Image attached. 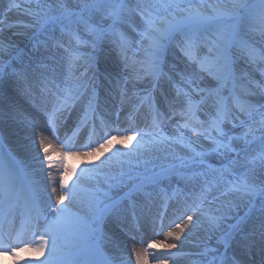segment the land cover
Returning a JSON list of instances; mask_svg holds the SVG:
<instances>
[{
    "label": "snow or ice",
    "instance_id": "6c2138e0",
    "mask_svg": "<svg viewBox=\"0 0 264 264\" xmlns=\"http://www.w3.org/2000/svg\"><path fill=\"white\" fill-rule=\"evenodd\" d=\"M13 7L19 8V5L15 0H10L8 11ZM133 13L140 17L142 28L132 26ZM27 14L32 17V23L25 24L24 27L43 31L49 26H59L63 32L78 30L82 26L91 37V40H82L76 31H70L78 44L90 47L92 51L81 53L65 48V52L69 54V62L68 73L63 79L56 78L54 67L51 75L41 73L37 85L40 94L52 98L51 109L44 110L51 133L56 135L58 117L70 111L77 101L87 100L82 122H86L88 113L94 111L93 81L97 60L95 53L99 42L110 39L119 48L124 67L130 70L129 79L145 85L143 94L133 92L139 101L134 111L146 107L150 117L147 127L137 131L141 137L137 148L132 152L119 154L128 158L120 162L119 175L123 177L125 174L124 164L131 168L134 164L138 165L143 161L147 165L149 160L145 158L144 153L165 151L174 144L189 148L194 153L188 162L180 158V167H187L188 164L203 165L204 153L193 149V142L190 139L186 140L180 130L187 129L193 135L203 137L215 145L213 151L227 157V162L213 170L215 176L212 180L207 178L206 170L199 173L204 177V187L189 206L193 213L199 215L194 221L193 215L187 210L180 212L168 225L169 228L174 225L178 231H167V237L172 241H180L185 226L191 225V228L201 226V215L205 217L204 223L207 224L208 232L218 229L226 219L235 218L236 223L228 225L229 230L217 237V243L224 246V251L212 248L205 242L198 253L202 258L199 264H229L227 249L237 237H240L245 247L251 250L255 243L253 237L258 234L262 241L261 251L264 253V105L258 108L245 98L249 93L247 89H243L240 83L242 78L235 70L239 57L252 64L264 61V0H257L251 5L244 3L243 0H214L213 3H205L201 0L199 5L186 4L185 0H137L135 5H129L126 0H76L75 8H69L61 2L47 5L46 10L35 12L29 10ZM106 21L110 23L105 27ZM123 25L131 27L138 39L135 41L129 39L120 30V26ZM0 26H7L4 19H0ZM257 35L261 38L259 42L254 39ZM133 43L136 45L135 48ZM39 46L38 42L34 48ZM56 46L63 47L61 44ZM9 47L0 45V56L10 55L16 59L17 56L9 51ZM44 47L48 48L47 42H44ZM172 47L178 48L194 69L187 77H181L187 87L174 85L175 98L164 97L170 112V115L165 116V113L157 107L154 93L160 80L166 75L163 71L164 60ZM7 63L5 61L4 64H0V75L4 74V66ZM38 67L50 66L40 64ZM80 67H83V71L77 75L76 70ZM90 72L93 73L92 76H89ZM11 75L18 80L25 78L24 71L15 69ZM25 95L31 96L32 89L27 88ZM123 95L127 96V92H123ZM10 114L13 120L24 123L33 132L43 131L36 117L25 116L15 106L11 108ZM176 117L180 119L176 120L173 126L179 134L168 136L163 132V126L166 121L171 122ZM101 124L103 125L104 122L101 121ZM226 124L243 128L242 135L239 137L230 135L224 128ZM117 135L124 140L134 139V136L121 133L118 129L115 135L107 138L106 131L103 143H99V147L94 151H99L105 145L111 146ZM236 139L242 140L246 146L258 140L259 147L257 150L250 147H241L237 150L232 146ZM62 143L70 153L72 151L70 143L68 141ZM33 146L34 159L39 165L36 171L43 174L44 161L49 159L48 155H40L41 150L48 152L45 139L41 138L37 145L33 138ZM84 147L87 149V145ZM230 153L235 155L231 156ZM83 154L92 155L93 151L85 150ZM171 155L174 156V153ZM111 159L106 162L109 166ZM47 167L52 168L53 165L49 163ZM171 167L174 168L175 165ZM166 171L168 170L161 167V173L153 172L151 176H142L141 183L133 185V189L139 191L145 181L154 180ZM101 173L102 168H98L96 174ZM85 175L94 178L93 170L86 169L82 173V176ZM115 178V176H106V179ZM216 188H222L220 195L227 199L223 202L222 209L218 208L213 213H204V202ZM99 191L98 187L85 188L80 180L71 188L61 180L59 191L55 182H52L49 191L48 186L42 184L41 179L35 175L27 185H22L11 160L0 158V254L15 256L17 251L32 250L40 254L47 252V259L42 261V264H95L89 240L91 225L99 218L101 212L100 198L97 195ZM131 192L132 190L129 196ZM82 193H86V198H82ZM42 195L47 197V207L55 213L51 220L40 208ZM65 200L68 201L67 204L64 203ZM21 201L24 202L25 211L17 228L15 220ZM81 202L86 205L87 215L72 211L73 205ZM241 206L247 209L244 216L230 217L229 214ZM253 213L257 214L258 228L253 227L251 232L246 233L241 225H246ZM160 221L156 235L164 231L163 216L160 217ZM41 228L43 230L39 231ZM28 232L31 233L32 241L22 239V236ZM36 238L39 239L38 246L34 243ZM210 239L211 236H208L207 240ZM156 248L170 252L177 248V244L156 240L149 243L142 251L134 249L136 264H147V258L151 254L148 249ZM175 255L171 253V256ZM154 258L158 264H166L170 257L160 255Z\"/></svg>",
    "mask_w": 264,
    "mask_h": 264
},
{
    "label": "bare ground",
    "instance_id": "6f19581e",
    "mask_svg": "<svg viewBox=\"0 0 264 264\" xmlns=\"http://www.w3.org/2000/svg\"><path fill=\"white\" fill-rule=\"evenodd\" d=\"M53 5H56L58 2L53 1ZM197 5V4H195ZM69 8H75L76 3L73 2V0L68 1ZM10 7V0H4L3 4L0 5V14H2V17H5L7 23V26H0L2 28H5L6 30L2 33L0 31V42L12 40L14 42V46L11 49V52L14 53L18 49H22V47L26 44H22V41L25 39V36L27 37L26 41L32 38L36 32H38L36 29L32 27H28V29L18 28L17 25L22 24L23 26L25 24H31L32 23V17L28 15V11H37L35 8L29 9L26 7L15 8L13 7L11 11H8ZM139 18V16H138ZM136 14H132L131 17V23L133 27L136 28H142L143 24L140 18L138 19ZM15 26H13L14 24ZM47 27L44 29L41 33L49 32ZM125 30L127 33V36L129 39L135 41L138 39L137 34H134V31H132V28L125 25ZM24 35V37L20 36ZM56 39H50L48 42L49 45L56 44H62L65 42V40H59L55 41ZM25 41V42H26ZM24 42V43H25ZM23 45V46H22ZM30 52L28 55H20L17 56V64L13 66V69L16 71H24L25 78L22 80H18L16 77L12 76L11 73L8 76H2L0 75V78L3 79L2 85L0 88V103H2V99L4 102V105L0 107V125L1 123V115L5 111V107L8 106V112L10 114V110L13 106H15L16 109L20 110L24 113L27 117H36L37 123L40 125V128L43 130L42 132L40 130H37L33 132V130L29 127H27L24 123L17 122L16 120L12 121V125L9 124L6 128H3L5 133V140L10 144V146L15 150L16 154L19 156V158L22 160V162L25 164L27 172L29 175L30 180L32 179L33 175H35L37 178L41 179L42 184L48 186V190L51 191L52 182H55V186L57 187V190L59 191V182L61 180H65V184L68 188L72 187V184H75L78 180L81 181L82 185H87L91 189L95 188L96 186H102L106 182V180H109V182L104 185L103 194L97 193V195L100 198V209L105 208L106 202H109L111 204L117 202V200L126 195H116L117 192H122V189L125 185H128L130 180L141 176L144 173L151 172V170L167 164V161L175 160L178 158L183 157H190V154L187 153V150L183 148L180 144H174L171 147L167 148L165 151H153L152 153H144V156L147 160H149V163L145 165L143 161H141L138 165H133L131 168L127 165H123L124 169V176L121 177L119 175L121 171V163L124 160L128 159L125 156H120V153H129L132 152L134 149L137 148V145L140 142L141 137L139 135H135L134 139H128L124 140L121 136L117 135L116 140L113 141L111 146L105 145V147L100 148L99 151H93L92 155H84L82 152L74 153V155H69L72 160H74V164L71 165V169H73V172L71 174V177H69L67 174L64 175L62 173L65 169H63L64 165V159L68 157V154H66L61 147H59V143H56L55 136L51 133V130L48 128V125L46 123L47 118L43 119L44 116V110L45 108H48V110L51 109L52 106V98L51 97H45L40 94V89L37 86L39 83V80L41 78V73H45L48 75L52 74V68H55V75L58 80L63 79L67 73H68V62H69V56H67L65 51L60 50L59 48H54L51 51H41V49L44 48V44H40L39 48H34V46H29ZM84 49H86L84 47ZM10 50V49H9ZM105 49H101V52L96 51V65H99L101 68V72L95 75L94 81L101 78L104 79V81L100 82L102 90V96L101 100H107L111 101L110 99L106 98L105 94L111 95L113 98H115V101H112L113 104L110 107V109L107 111L108 115L112 116L113 114H116V111L114 108L118 109L119 106L123 107V114L120 113V118L123 120L120 126H116L113 121H115V118L110 120V123L105 127V130L103 129L102 135L99 137V140L102 136H104L105 132L109 130H113V132L116 134L117 128L126 129L128 131H135L139 129H144L147 127V125L150 123V117L148 115V111H145L143 114H139L138 117H133L134 120L131 119L132 114L134 113V107L136 104L139 103V101L136 99V97L133 95V92H140L142 93V90L144 89L145 85L141 84L138 86L139 88L129 92V95L124 96L122 94V89L120 83L113 78L108 73H105V67L106 65L109 67H119L121 63H123L122 55L120 58L110 57L104 54ZM40 54V55H39ZM38 55V56H37ZM37 56V57H36ZM6 57V60H10V55H4ZM35 59V60H34ZM180 60V61H179ZM29 61V62H28ZM34 61V62H33ZM179 61V62H178ZM49 65V68H41L38 67V65L41 64ZM29 63V64H28ZM101 63V64H100ZM184 65H188V62L186 59L182 56L178 48L172 47L169 49L168 54L166 55L165 59V68L164 71L166 72L167 69H170L172 67H180L183 68ZM22 67V68H20ZM12 68V67H11ZM83 67L78 68L77 75L80 70H82ZM164 72V73H165ZM236 72L238 73V76H240L242 80L248 79L250 80L251 77H249L247 74H244L236 69ZM3 77V78H2ZM28 81L26 82V80ZM16 81V83H14ZM36 81V83L34 82ZM240 81V82H241ZM106 83L109 85V88L106 87ZM97 84V83H96ZM105 85V86H104ZM171 87L172 82L168 81L165 82V78L163 77L157 87L156 92L154 93L155 97L160 95V92L163 90L165 86ZM242 85V84H241ZM203 86V85H201ZM110 87L114 89V92L110 93ZM27 88L32 89V95L28 96L25 95V90ZM243 89H247V92L249 93L246 95V99H248L251 103H254L256 106H259L261 102H264V100L261 98V96H258L255 94L253 89H249L247 87H243ZM5 90V92H3ZM167 91V90H166ZM119 100V102H118ZM86 101L82 100L84 103ZM156 101H158V104L160 106H167L165 103V100L159 99L157 97ZM1 106V105H0ZM84 106V105H83ZM10 108V109H9ZM83 108V107H82ZM146 108V107H145ZM82 110L79 112L76 111L73 113V115L70 117L71 123H81V118L84 116L82 114ZM4 115H2L3 117ZM109 116V117H110ZM166 116V115H165ZM62 117V116H61ZM118 118V115H117ZM179 118V117H177ZM175 118V120L169 122L166 121L164 126L169 127L168 129H171V134L168 133L166 135L168 136H176L179 133H177L176 128L173 126L175 124V121L178 120ZM60 117H58V126L56 132L66 133V126L65 128L61 127L60 124L61 121L59 120ZM65 129V130H64ZM119 130V129H118ZM244 129L241 127H233L232 133L236 134L237 136L242 135ZM120 132V131H119ZM166 132V131H164ZM68 133V132H67ZM174 133V134H173ZM60 135V134H59ZM12 138V139H10ZM33 138H35L36 144H39V141L41 138L45 139V142L51 143L54 147H56V150L58 151V158L57 162L52 168H48L47 165L49 164V160L44 161V172L43 174L36 171L39 168V165L37 161L34 159L35 156V148L33 146ZM103 139V137H102ZM56 140V141H55ZM258 141V140H257ZM103 143V142H102ZM83 145V142L78 144L76 142L71 143V148H81ZM84 147V146H83ZM98 148V147H97ZM95 150V149H93ZM42 152V150H41ZM41 156H45V153H41ZM171 153H174V156L171 155ZM62 155V157H61ZM167 156V158H166ZM61 157V158H60ZM175 157V158H174ZM109 158L111 159V166H109L108 162ZM70 159V158H69ZM227 162V161H226ZM77 164H81L82 166H85L86 169L93 170V173L96 174V170L98 168H102V173L99 174L98 177H94L95 179H90L87 175H77L80 170H75L74 166ZM70 166V165H69ZM54 169V173L51 174V170ZM51 174L50 176L48 174ZM63 174V177H60V175ZM106 176L112 177L115 176V179H106ZM215 174L210 175V180L214 178ZM129 177H132L131 179ZM69 180H72V183L69 182ZM88 182H92L93 184H89ZM177 183L170 181L168 184V191H161L160 189H157L156 187L152 188L151 194H140L137 195V198L133 200L132 203H129V201L126 203V205L122 204L120 207L116 208L111 214L107 215L104 218L103 223L97 224L100 226H97L98 231L104 232L103 238L101 240L102 245H104L105 249L109 253L111 259L118 264H136L135 255L133 253V250L142 251L147 246L143 245L145 244L144 239L140 236V234L136 233L133 230V226L136 223H140L139 225L142 226L143 229L148 230V232L153 231L154 227L159 228L160 226V220L152 216V210L153 207L155 209H159L157 213H159L160 210H163L164 204L162 201L164 200H170L172 198L171 202L169 203L166 211L167 212V219L163 220L164 227H168L171 221L173 219L171 218V214L176 213L179 215L180 212H183L187 210L189 214L193 215V220L195 221L197 219L198 213L190 212V207L195 197L199 195L201 192V188L197 186V184L201 183V178H193V179H180L176 181ZM95 184H98L95 186ZM167 186V185H165ZM222 188H216L213 189V191L208 195L207 200L204 202L203 205V212L204 213H213L216 212L218 208L222 209L223 202L227 199L226 197L220 195ZM174 193H176L174 196H172ZM216 197H219V199H216ZM82 198H86V193H82ZM123 198V197H122ZM153 202V207L148 206L147 202ZM141 202V203H140ZM40 203L43 204L45 207L47 213L54 217L55 213L52 211V209L47 207V197L43 196L40 199ZM65 204L68 203L67 200L64 201ZM161 203V204H160ZM136 204V205H135ZM160 205V206H159ZM59 206V205H57ZM131 207V208H129ZM141 207L148 208L145 213L141 212ZM135 212H134V211ZM73 212H77L83 215H87V208L85 203H77L73 205L72 207ZM130 211V212H129ZM156 210H153V212ZM244 211H246V208L241 206L235 210H233L229 215L231 216L234 214L236 217L239 214H244ZM134 212V214H132ZM129 213V215H128ZM219 214V213H217ZM256 213H253L252 216L249 219V222L246 225H242L241 227L244 228L245 232H251L253 227L258 228L259 221L256 219ZM19 217V213L17 212V218ZM231 219V218H229ZM233 219V218H232ZM201 220V226L197 228H191V225L185 226V232L182 234V238L180 241H172L171 238H168L167 235L164 236L163 240L161 242H169V243H176L177 248L167 251H161L160 248L156 249H148V251L151 253L147 258V264H158V261L154 258L155 256L164 255L165 257H170L167 259L166 264H199L201 261V257L198 255V253L201 251L202 246L205 242H207L212 248H219L221 251H224V246L222 244L217 243V237H219L223 232L228 231V225L234 224L235 220L223 221L220 225V227L212 232L206 231L207 224L204 223L205 217L203 215L200 216ZM136 222V223H135ZM228 222V223H227ZM116 224L119 231L114 234H109L108 230L110 228V225ZM228 224V225H227ZM169 228V227H168ZM171 231H178V229H175L174 225L172 228H169ZM191 229V233L189 234V230ZM141 232V231H140ZM142 233V232H141ZM211 236L210 240H207V237ZM184 237H187L185 239ZM254 240V247L249 250L247 247H245L244 241L240 239V237H237L235 241L231 242L230 246L227 249V257L229 264H235L237 261L238 264H248V261L246 260L247 256L253 254V255H259L262 260H264V253L261 251V245L262 241L257 234L255 237H253ZM186 242H193L195 246H187L184 243ZM37 246L39 245V242L35 243ZM196 250V257H194V260L190 263H188V259L186 257L176 256L178 251H187V250ZM26 255L30 254L35 261V258L38 262H42L45 259H47V252L44 254H40L38 252L29 250L25 251ZM171 253H175V256H171ZM236 255H239L240 258H238ZM29 256V255H28ZM178 258L181 259V261L185 262H179L176 261ZM113 263V264H114ZM0 264H29L26 261L22 259H15L11 256H1L0 255Z\"/></svg>",
    "mask_w": 264,
    "mask_h": 264
},
{
    "label": "rangeland",
    "instance_id": "374dc122",
    "mask_svg": "<svg viewBox=\"0 0 264 264\" xmlns=\"http://www.w3.org/2000/svg\"><path fill=\"white\" fill-rule=\"evenodd\" d=\"M3 1L4 0H0V5L3 4ZM53 1H56L58 3H61L62 2V3L66 4L68 6V1L69 0H15V3L18 4L20 6V8L21 7H26V8H29V9L35 8V10L40 11V10H46V6L47 5H53V3H52ZM73 2L76 3V0H73ZM126 2L129 5H135L137 3V0H126ZM204 2L205 3H213L214 0H204ZM243 2L246 3V4L251 5V4L256 3L257 0H243ZM185 3L186 4H189L190 3V4H193V5H195V4L199 5L201 3V0H185ZM57 14H59V13L57 12ZM2 16L3 15L0 14V19H4L5 20L6 18L5 17H2ZM136 16L138 18V15H136ZM6 23H7V21L5 20V24ZM107 23H110V22H107L106 21L105 22V27L107 26ZM13 26H15V24ZM17 27L18 28H23L24 26L22 24H19L18 23ZM49 27L50 28H48V30H49L48 33L47 32L41 33L42 31H38V32H36V34L32 38H30L27 41H26L27 37L25 36V39L22 41V44L23 45L26 44V43H35V44H37L38 42L40 44H44V42H47V44H48L49 40L53 38V39H56L55 41L65 40V42L63 43V47H57L56 46L57 44L54 43L53 45H49L47 49H45V47H44L43 49H41V51H51L54 48H59L60 50H63V51H65V48H67V49H69V51H73V52L74 51H79L81 53H88V52H91L92 51V49L90 47H85L83 44H78L77 41H76V39H74L73 36L70 34V31H76L77 35L80 36V38L82 40H91V37L87 34V32L84 30V28L82 26L78 30L71 29V30H66V31H63V32L61 31V28L59 26H49ZM24 28L25 29H28V27H24ZM5 30H6L5 28H2V33ZM120 30L123 31L125 33V35L127 36L126 30H125V25L120 26ZM134 34H136V32H134ZM20 36L24 37V35H20ZM254 39L257 42H259L261 38L257 35V36L254 37ZM0 45L10 46L9 47V49H10L9 51L11 52V49H13L12 47L14 46V42H13V39L12 40H8V41L6 40L4 42H0ZM258 46H260L259 43H258ZM84 47L86 49H84ZM135 47H136V45L133 43V48H135ZM24 49H26V50L28 49L29 50L30 47L25 46ZM97 49L100 52H101V49H105L104 50V54H106L107 56H110L111 58L112 57H115V58L118 59V58L121 57V52H120L119 48L110 39H104L101 42H99ZM28 53H24V55H28ZM15 54H16V51L13 53V55H15ZM65 54L67 56H69L68 52H66ZM165 59H166V56H165ZM5 60H6V57L0 56V64H4V61ZM14 63H8V65L9 64L11 65V64H14ZM41 64H43V62H41ZM8 65L6 64L4 66V73L6 75L10 74V72L13 71V69L12 68H9ZM164 65H165V60H164ZM164 65H163V71H164V68H165ZM97 66H99V65H95L96 68H97ZM20 68H22V67H20ZM104 69H105V73L110 74L111 76H113V78H115V80H117L120 83L121 89H122V94H123V92L126 91L127 92V95H129V92H131V91L139 88L138 86H140L141 84L143 85V83H136L135 81H132V80L129 79V77H130V70L124 67V62L121 63L120 66L117 67V68L116 67H114V68L113 67H109V66L106 65V67ZM193 69H194V66H191V65L188 64V65H184L183 68H180V67H172L170 69H167L166 72L164 71L166 73V75L164 76L165 82L170 81V82H172V85H171V87H169L168 85L165 86L163 88V90L160 92V95L157 96V97H159V99H162V100L164 99L165 96L168 97L169 99H174L175 96H176V88L174 87V85H178V86H180L182 88L187 87V85L184 84V82L182 81L181 77L182 76L187 77L188 75H190L192 73ZM236 69L239 70L240 72L244 73V74H247L249 77H251L250 80H248V79L242 80L240 82L242 84V86L243 87H247L249 89H253V91L255 92V94L258 95V96H261V98L264 100V61H258L257 63L252 64V63L246 62V60L243 57H239L237 59L236 64H235V70ZM100 70H101V68H100ZM80 71H83V69L80 70ZM92 74L93 73L90 72L89 76H92ZM169 77L171 79H169ZM27 81H28V79L26 80V82ZM101 81L103 82L104 79L101 78ZM34 82L36 83V81H34ZM1 83H0V88H1ZM14 83H16V81H14ZM98 85L99 84L94 83V87L95 88H96V86L98 87ZM134 85H135V87H134ZM106 87L109 88V85L107 83H106ZM110 90H111L110 93L111 92H114V89L112 87H110ZM3 92H5V90ZM101 96H102V90H101ZM105 96H106V98L110 99L111 101L109 102V101H107L105 99L102 100V106L100 107V110H99V112H100L99 113L100 114L99 121H97L96 119H93L92 122L90 123V125L88 126L87 131H89V129L90 130L91 129H95L96 130V133H95V136H93V137L90 136V138L88 137L89 139H92L93 138L94 141L92 143H90V145L87 147V149H85V147L84 148L81 147L80 149L79 148L78 149L77 148H74V149L72 148V151L70 153L68 152L67 148L65 147V144L62 143V141H68V139H66V137H67L69 131H70V133H72L74 131L75 125H77V123H75V122L74 123H71V120L69 119V115H67V112L66 113H63L61 115L62 117L59 116L60 117L59 120L61 121L60 124L62 125L61 126L62 128L63 127L65 128V125H67L66 123H69V125L66 126V133L56 132V135H54L56 137V140H57V141L55 140L56 143H59V147H61L66 154H68V155H74V153H79V152L84 153L85 150L94 151L93 149H96L97 147H99V143H102L104 141V139H105V134H104V136H102L103 139L101 137V139L99 140V137L102 135L103 129L105 130V127L110 123L109 118H111V119L112 118L113 119L115 118V121H113V122H114V124L116 126H120L121 125V123L123 122V120H121V118H120V113L123 114V107L119 106L118 109L114 108L115 111H116V114L115 115L113 114L112 116L108 115L107 111L112 106L111 105V104H113L112 101H115L116 102V100H115V98H113L109 94H105ZM157 97H155V98L157 99ZM118 102H119V100H118ZM86 104H87V100L84 103L81 101L80 103H78V105H76V109L75 110L78 109V112L80 110H82L83 113H85V109L87 107ZM0 105H1L0 107H2L4 105L3 99H2V103H0ZM262 105H264V102H261L260 105L257 106V107L259 108ZM157 107H159L161 109V111H163L165 113L166 116L170 115V112H169V109H168L167 106H160L158 104V101H157ZM2 109H3V107H2ZM4 109H5V111L2 114L4 116L2 117V115H1V123H2V126L0 125V133H1V136L5 140L6 138H5V133H4L3 128H6V130H7V128H8L7 126L9 124L12 125L13 124L12 123L13 120H11V115H9L8 106L5 107ZM45 109H48V108H45ZM146 109L145 108L142 109L141 114L145 113V110ZM71 111L73 112V110H71ZM146 111H148V110H146ZM117 115H118V118H117ZM45 118H46V116H43V119H45ZM201 118L204 119L203 116H201ZM177 119L179 120L180 118H177ZM257 119H258V117H257ZM101 121L104 122L103 125L101 124ZM168 128L169 127L163 126V131H167L168 133H172L171 132V129H168ZM224 128H225L226 131L229 132L230 135L239 137V135L237 136L236 134H234V133L231 132L233 130V127H232L231 124L224 125ZM117 129H119V131L121 133H125V134L130 135V136L138 135L137 134V131L138 130H135V131H128L127 130L126 131V129H121V128H117ZM180 131L184 133V136H185V139L186 140L187 139H190L193 142L192 143V148L193 149H195L198 152H209L208 154L206 153L207 155H203L204 164L203 165H192V164H188L187 167H180V158L177 157L175 160H172V161L169 160V161H167V164H165V165L163 164V165H161V166H159V167L151 170V172L144 173V174H142L139 177L136 176V178L133 177L134 179L130 180V182L128 183V185H125L123 187L122 192H117L116 193V195H126V196L124 198H121L120 197L121 199L119 198L117 200L118 203L115 202L116 204L113 203L111 205L105 206V208H102L101 214L99 215L100 218H97L96 221H94L95 223L97 222V224H100L101 225L103 223V221H104V218L107 215L111 214L116 208L120 207L122 204L126 205V203L128 201L130 203L131 202L130 200L131 199H133V200L136 199L137 198V195L144 194L145 192L149 193V191H152V188L153 187H156L157 189H160L163 185H167L166 187H169L167 183H169L170 181H172V182L175 181V183H177L176 181H178L180 179H190V178L193 179V178L200 177L201 178V183L200 184H197V186L202 189L204 187V177L200 176L199 173L201 171H205L206 170L208 172V177L207 178L210 180L211 179L210 178V175L215 174L213 170L214 169H217V168H220L222 164L226 163L227 157H225L223 155H219V154H217L216 151H213L215 145H213L210 141L204 139L203 137L193 135L187 129H181ZM58 134H60V136H58ZM112 135H115V133L113 132V130H109L108 131V137L107 138H110ZM257 135H259V133H257ZM10 139H12V138H10ZM86 140H87L86 135L85 136L80 135L77 138H75V141L78 144H80L82 142L84 144V143H86ZM45 145L48 148V152L45 153L42 150L41 153H45V155H48L49 156V159H48L49 160V163H51L54 166L55 163L57 162L58 151L56 150V147H54L49 142H45ZM232 146L234 148H236L237 150L239 148H241V147H250L253 150H257L258 147H259V141H256L253 144L246 146V145H244V143H243L242 140L236 139V140L233 141ZM183 148H185L187 150V153L190 154V157H183V159L186 162H188L189 159L194 155V153L189 148H186V147H183ZM229 155L234 156L235 153H230ZM61 157H62V155H61ZM207 162H210V163H213L214 162V163H216V165L218 167H216L214 169H210L209 167L207 168L208 165L206 166V164H205ZM74 163L75 162H74V160L71 159V157H69V156L66 157V159H64V162H63V165H64L63 169H65V170L62 173H64V175L67 174L69 177H71V174L73 172V169H71V167H72L71 165H73ZM172 165H175V167L174 168L171 167ZM161 167H163L164 169H167L168 171H166L162 175H159V176L155 177L154 180L145 181L141 185V188H140L139 191H136V190L133 189V185L140 184L141 183L142 176H144V175L151 176V175H153V172H155V173H161ZM76 168H77V170H80V172L77 173V175H79V176L82 175V173H84V171H85V166L84 165L82 166L81 164H77ZM53 173H54V169L51 170V174H53ZM64 175L61 174L60 177H63ZM93 175H94V177L96 176L98 178L100 176L99 174H95V173H93ZM90 179L93 180L95 178H90ZM107 182H109V180H106V182L104 184H102V186H96L98 184H95V186L100 189V191L98 192L99 194H103V189H104L103 186L106 185ZM88 183L89 184H93L92 182H88ZM83 186H85V187H87V188L90 189V187L87 186V185H83ZM130 190H132V192H131V195L129 196ZM162 201H164V199ZM147 205L148 206H151V207L154 206L153 205V202H150V201L147 202ZM42 208H43V211L46 212L45 207H42ZM129 208H131V207H129ZM141 208H142L141 209V212H143V213H145L146 210L148 209L146 207H141ZM153 210H156V211L153 212ZM153 210H152V213L151 214H152V216H154L155 218H157V216L159 215V213H157L159 209L157 210V209H155V207H153ZM191 211L192 210L190 208V212ZM246 211H247V209H246ZM246 211H244V214H245ZM134 212H132V214H134ZM244 214H239V215L236 216V218H238L239 216H244ZM45 215H46V213H45ZM128 215H129V213H128ZM177 216L178 215L176 213H173L172 212L171 218L173 220H175ZM230 217H235V216H234V214H232ZM230 220L231 221L232 220H235L234 224L236 223V219L235 218H233V219L232 218L231 219H227V221H230ZM139 224L136 223L132 228H133V230L136 233L140 234V236L142 237V239H144V241L146 240L145 241V244L143 245V247L144 246H147L149 243L154 242L156 240L162 241L163 238H164V236L166 235L167 231L170 230L168 227H164V231L160 232L159 235H156V232L159 231V228L154 227L153 231L148 232V230L143 229L142 226L139 225ZM118 231H119V229L116 226V224L115 225L112 224V225H110V228L108 230V233L111 235V234L117 233ZM92 234H93V232L91 231V235ZM90 239H94V238H92L90 236ZM184 244L187 245V246H189V247L195 246V244L193 242H186ZM162 250H166V249H162ZM105 251L107 252V250H105ZM196 252H197L196 250H192V249L187 250V251H178V253H177L176 256H181V257L189 258L188 259L189 260L188 263H190V262L194 261V260H191V259H194V257H196ZM236 256L238 258H240L239 255H236ZM246 260L248 261V264H264V260H262V258L259 255H256L255 256V255L251 254V255L247 256ZM176 261H179L180 262L181 259L178 258ZM181 262H183V261H181ZM183 263H185V262H183ZM235 264H238L237 261L235 262Z\"/></svg>",
    "mask_w": 264,
    "mask_h": 264
}]
</instances>
